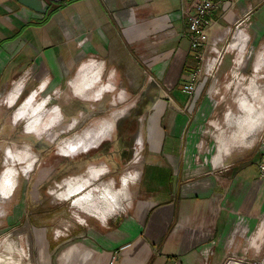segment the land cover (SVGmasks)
<instances>
[{
    "label": "crops",
    "instance_id": "obj_1",
    "mask_svg": "<svg viewBox=\"0 0 264 264\" xmlns=\"http://www.w3.org/2000/svg\"><path fill=\"white\" fill-rule=\"evenodd\" d=\"M193 1L62 0L51 3L47 12L40 14L15 0H0V96L8 93L10 106L16 104L23 91L30 93L31 81L19 79L29 66L36 74L44 72L52 89H60L67 82L70 93L80 97L75 89L80 83L94 97L86 100L99 102L103 94L114 91L120 100L124 96L148 98L141 106V114L149 115L148 149L142 163L135 166L140 168L142 178L133 187L135 205L125 209L132 202L127 184L120 195L122 208L108 207L102 218L89 215L85 216V227L77 224L76 231H72V245L80 253L79 247L91 251V255L83 253L90 256L84 263L110 264L113 253L117 259L112 264H245V257L256 255L261 247L264 255V220L260 224L264 219V178L259 176L261 150L256 140L264 124V92L258 82L263 77L258 73L264 52L260 51L253 63L252 77L241 75L246 84L237 99L240 108L224 117L231 131H225L215 120L210 122L218 132L210 162L225 167L214 170L196 163V128L210 111L216 112V102L208 96L209 102L194 105L200 81L193 98L182 91L197 67L195 55L189 50L183 13ZM246 11L250 13L245 32L250 42L257 44L264 36V0H240L225 12L219 5L208 17V37L226 38L224 29ZM243 49L241 46V53ZM226 64L221 66L220 76ZM103 71L108 78L102 84ZM47 83L42 80L43 91ZM29 93L16 114L17 118L28 114L26 130L33 132L28 129L32 120L43 130L59 125L64 117L58 97L50 99L51 108H47L45 98L38 108L30 109L37 91ZM131 105L133 102L117 108L112 115L125 110V116ZM44 109L45 115L32 116ZM139 118L141 131L136 144L142 146L147 116ZM100 121L94 120L85 131L67 137L60 145L69 143L70 153L79 151ZM53 134H48L49 140ZM106 137L89 138L90 148ZM77 142L79 146L74 150ZM120 143L116 141L105 153L89 155L83 164L93 167L95 183L113 180L106 187L115 193L123 188L117 187L115 180L128 163L124 148H117ZM30 165L25 167L24 175ZM140 172L134 171L131 176L135 179ZM9 186L1 193L8 194ZM81 186L72 185V192H79Z\"/></svg>",
    "mask_w": 264,
    "mask_h": 264
},
{
    "label": "rangeland",
    "instance_id": "obj_2",
    "mask_svg": "<svg viewBox=\"0 0 264 264\" xmlns=\"http://www.w3.org/2000/svg\"><path fill=\"white\" fill-rule=\"evenodd\" d=\"M260 51L264 52V36L257 44L250 42L247 45L243 53L244 56L242 60H238L237 65L232 62L234 52L226 55L223 63L227 62V64L222 68V70L226 68V71L223 72V76H220L222 63L215 72L217 82L207 80L201 84L197 103L195 102L194 105L199 106L202 103L204 105L205 102H209L207 97L210 96L216 102L214 105L216 112L210 111L202 120V125H197L196 133L199 140L196 146L201 140L203 148L198 149L196 147L195 155L200 154L210 157L213 153L214 138L218 132L215 128H211L210 122L215 120L225 131H231L224 117L230 111L233 113L238 112L240 107L237 99L241 88L246 84L243 81H246V79H240L242 78L241 75L245 78L247 76L252 77L254 73L252 72V66ZM261 63L262 67L258 75L264 77V61ZM233 70L236 72L233 73ZM106 73V71L102 72V84L107 82L108 73ZM234 74L236 75L233 77ZM38 77H42L40 81L48 78L44 75V72H39L32 74L30 80H27L29 83L31 81L30 91H37V96L34 98L30 109L38 108V103L50 94L58 97L59 102L62 103V107H60L61 105L59 107L64 118L59 125H55L51 130L38 128L35 125L36 122L32 120L28 129L33 130V132H28L26 130L28 114H25L22 118H17L16 114L20 104L26 99L25 95H28L29 92L26 94L23 91L12 108L0 105V185L3 182L2 187L0 186V264H94V261L84 263V260L90 258V256H84L83 253L87 251L91 255V251L81 247H79L81 253L76 251V247L72 245V231H76L79 222L85 227V216L102 218L108 207L112 210L122 208L123 199L121 198L119 205H116L113 198L116 194L120 196L121 193H125L127 184L130 186L129 194L132 202L125 209L135 205L132 194L133 187L138 185L142 179L140 168L135 166L141 164L142 160L134 165L127 163L122 176L116 178L115 185L117 187L123 185L120 193L109 192L107 189L109 183H112L113 180L106 179L95 183L93 179L96 178V175L92 171L93 167L84 166L83 164L86 163L89 155L107 152L118 140L122 144L120 143L117 148L118 150L124 148L123 151L125 150L124 152L128 154V162L132 158L135 149H141V155H145L148 149L146 143L147 126L149 124L148 112L142 113L147 116L145 123H143L145 129L142 134V146L136 145V137L141 131V122L138 123L137 121L142 116L141 106L146 104L148 98L124 96V99L120 100L117 92L114 91L106 92L99 102H96L98 99L96 101L86 100L87 98H94L91 94L86 99L73 96L70 89H68L67 82H64L63 87L60 89H52L50 84L47 83L45 90L41 92L37 87L41 84L37 79ZM263 77L258 82L264 92ZM76 88L83 93L86 92L85 87L80 83ZM54 91H56L55 95H53ZM219 91L222 94H219ZM115 99L116 101L112 103ZM130 102H133V105L128 109V113L119 119L110 131L109 136L107 135L93 148L70 153L67 149H64L65 144L60 145L75 133L85 131L94 120L111 119L109 116L112 115L114 110L123 108ZM50 104L49 102L47 108H51ZM65 106L67 108H64ZM135 110L140 111V116L134 115ZM45 113L44 109L42 113L39 111L34 112L32 116L40 117ZM194 115L192 114V117ZM14 120H18V122ZM263 128L264 124L259 128L256 140ZM39 131L41 133H36ZM48 132L52 134L55 132L51 140H49ZM99 144H101L100 147L93 150ZM7 146L11 148H8L7 154H4V149ZM238 149L233 150L231 156ZM28 163L32 167L27 171V175H24V169L29 165ZM97 169L99 170L100 166H97ZM129 171L140 172L139 178L138 176L135 177V179L138 178L136 183L134 177H132L133 172L128 173ZM82 174L84 176H80ZM123 177L125 178L123 179ZM127 178L126 184L125 180ZM81 184L83 186H81L79 192L73 193L69 190L72 189V185L80 186ZM8 186L11 189L10 192L6 195L1 193V190H6ZM255 252L256 255L245 257V264H260L263 262L262 247L256 249ZM116 259V253H113L108 263L112 264Z\"/></svg>",
    "mask_w": 264,
    "mask_h": 264
},
{
    "label": "built area",
    "instance_id": "obj_3",
    "mask_svg": "<svg viewBox=\"0 0 264 264\" xmlns=\"http://www.w3.org/2000/svg\"><path fill=\"white\" fill-rule=\"evenodd\" d=\"M239 1L240 0H194L189 6V8L185 9V11L183 12L186 18V24L188 28L187 36L189 39V50L195 55V58L198 63V67L190 73L185 84L182 85V91L186 93L190 98H193L195 93L197 92L199 81L202 82V84L207 80H214V82H217V79L215 78V72L223 63L226 55L234 52L235 55L232 59L234 65H237L239 63L238 60H242L244 56L243 53L247 45L250 43V37L245 32L246 23H249L248 15L250 11L238 14L232 26H228L224 29L226 33V38L224 35L217 36L215 38H210L206 33V29L209 28L208 17L213 13L215 9L218 8L219 5L221 6V9L225 12L228 11L232 7V5ZM241 46H244L242 53L240 52ZM23 74L24 75H22L19 79L24 78L27 81L32 77V74H35V72L32 67L29 66ZM45 81L47 83L48 79L46 78ZM41 85L42 81L41 84L37 86L40 91L42 90L40 88ZM13 86L14 84H12L11 89ZM32 92H34V90L30 91L29 94H31ZM41 92H43V90ZM55 94L56 91H54L53 95ZM7 95L8 93L4 94L3 96H0V105H6L7 108H12V106H10V104L7 102ZM53 97L54 96H51L50 94L44 97V99H48L46 103L47 105L49 104L50 99ZM49 106L53 105L50 104ZM14 121L18 122V120ZM257 145L258 148L261 150V158L258 163L259 176L261 178H264V128L261 131L259 138L257 139ZM196 147H198V149L203 148V142L200 140L199 144H197ZM8 148L11 147L7 146L4 149V154H7ZM140 151L141 149H135V152L132 158L129 160L128 164H138L142 160V155ZM210 157H208L207 155L203 156L197 154L194 156V160L198 164L209 165L214 170L225 167L223 165H212L210 162ZM131 172L133 171H129L128 173ZM138 178L134 180L135 183ZM263 220L264 219L260 220V224L263 223ZM260 264H264V260Z\"/></svg>",
    "mask_w": 264,
    "mask_h": 264
},
{
    "label": "bare ground",
    "instance_id": "obj_4",
    "mask_svg": "<svg viewBox=\"0 0 264 264\" xmlns=\"http://www.w3.org/2000/svg\"><path fill=\"white\" fill-rule=\"evenodd\" d=\"M85 67V66H84ZM86 77V76H85ZM79 79V78H78ZM81 80V78L79 79ZM84 80V79H83ZM86 82V81H85ZM76 92L77 94L82 97V98H87L89 97V93L87 94V92H82L81 90H78L76 87ZM87 94V95H86ZM125 110H122V111H119L117 112L113 117L111 116L110 118L111 119H103L101 120L100 122H98V125L96 127H93L91 129V133L89 134V138H91L92 140L93 139H96V140H99L101 139L102 137H104L106 134L109 135L110 134V131L114 128L115 126V122L116 120L120 117V116H123L122 114H124ZM34 118H37V117H34ZM35 120V119H34ZM35 122V121H34ZM34 124V123H33ZM32 124V125H33ZM74 142H76V140H74ZM71 146L69 143H65V148L64 149H71ZM74 150H76L79 146L78 142L75 143L74 145ZM27 169H31V165L27 168ZM27 171V170H25ZM129 178V177H128ZM128 178L125 180L126 184H127V181H128ZM126 187V186H125ZM69 190L72 191V189L70 188ZM121 195H123V193H121ZM123 199V198H122ZM120 200H121V197L116 194L113 198V202L116 204V205H119L120 203Z\"/></svg>",
    "mask_w": 264,
    "mask_h": 264
},
{
    "label": "water",
    "instance_id": "obj_5",
    "mask_svg": "<svg viewBox=\"0 0 264 264\" xmlns=\"http://www.w3.org/2000/svg\"><path fill=\"white\" fill-rule=\"evenodd\" d=\"M15 1L21 4L22 6L30 10H33L34 12L45 14L51 3H57L62 0H15Z\"/></svg>",
    "mask_w": 264,
    "mask_h": 264
},
{
    "label": "flooded vegetation",
    "instance_id": "obj_6",
    "mask_svg": "<svg viewBox=\"0 0 264 264\" xmlns=\"http://www.w3.org/2000/svg\"><path fill=\"white\" fill-rule=\"evenodd\" d=\"M137 121H140L139 119ZM90 140L89 137H86L84 142L81 144L79 151H86L90 148Z\"/></svg>",
    "mask_w": 264,
    "mask_h": 264
},
{
    "label": "trees",
    "instance_id": "obj_7",
    "mask_svg": "<svg viewBox=\"0 0 264 264\" xmlns=\"http://www.w3.org/2000/svg\"><path fill=\"white\" fill-rule=\"evenodd\" d=\"M134 115H135V116H136V115H137V116L140 115V111H139V110H137V111L135 110V111H134ZM134 118H135V117H134Z\"/></svg>",
    "mask_w": 264,
    "mask_h": 264
}]
</instances>
